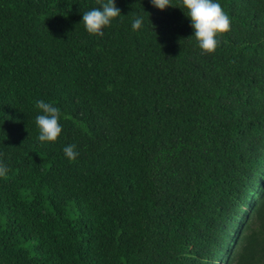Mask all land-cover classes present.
<instances>
[{
    "label": "trees",
    "instance_id": "obj_1",
    "mask_svg": "<svg viewBox=\"0 0 264 264\" xmlns=\"http://www.w3.org/2000/svg\"><path fill=\"white\" fill-rule=\"evenodd\" d=\"M105 2L0 0V264H264V0H217L212 54L181 0L91 35Z\"/></svg>",
    "mask_w": 264,
    "mask_h": 264
},
{
    "label": "clouds",
    "instance_id": "obj_2",
    "mask_svg": "<svg viewBox=\"0 0 264 264\" xmlns=\"http://www.w3.org/2000/svg\"><path fill=\"white\" fill-rule=\"evenodd\" d=\"M150 2L161 10L169 5L175 6L171 0H150ZM179 7L184 10L186 16L190 17L191 27L194 29V34L187 38L196 41L201 54L214 53L220 44L219 37L231 30V18L228 13L223 11L217 0H181ZM120 15L121 9L117 7L116 0H107L102 7L84 11L82 23L89 34L103 36V29L110 26L112 20ZM142 24L143 19L137 17L132 23V29L139 30ZM35 106L42 113L35 117V124L39 131L38 139L42 143L56 142L63 132V125L60 123L61 109L44 100H37ZM64 119L69 120L73 117L64 115ZM74 123L78 122L74 121ZM81 126L87 131L86 126ZM75 149V144L63 149L71 161H75L79 155ZM7 172L8 168L0 162V177L6 176Z\"/></svg>",
    "mask_w": 264,
    "mask_h": 264
}]
</instances>
